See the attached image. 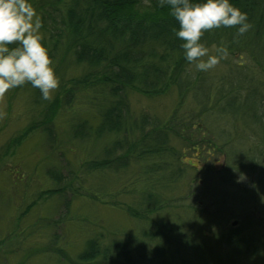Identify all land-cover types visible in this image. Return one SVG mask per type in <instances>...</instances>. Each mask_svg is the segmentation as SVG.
Instances as JSON below:
<instances>
[{
    "label": "rangeland",
    "instance_id": "1",
    "mask_svg": "<svg viewBox=\"0 0 264 264\" xmlns=\"http://www.w3.org/2000/svg\"><path fill=\"white\" fill-rule=\"evenodd\" d=\"M48 3H33L39 17L40 8ZM41 34L43 37L46 33ZM66 37L49 54L59 79L50 100L41 99L39 90L28 84L0 96V264H120L111 256L106 261H80L78 256L91 239L105 246L117 241L129 249L142 243L150 260V254L160 243H154L156 239L151 243L148 238L140 239L142 230L146 228L159 235L173 221L180 224L179 235L185 234L193 243L200 240L199 225L206 226L203 231L213 237L211 245L220 247L219 252L224 255L228 248L218 242L221 236L234 229L246 232L244 228L252 221L264 222V71L254 56L247 51L229 54L207 72L196 71L187 63L184 78L193 81L191 77L200 75L211 85L213 101L229 102L234 91L238 102L244 104L243 110L239 115L220 117L211 113L208 119L203 117L211 131L204 128L198 139H212L213 143H209L211 147L207 146L201 158L195 157L200 151L173 136L170 143L181 158L175 157L177 162L172 169L156 176L145 175L131 193V183L141 171L135 165L91 174L95 172L91 161L107 159L114 161L112 165L118 164L123 153L117 151L121 145L115 143L123 134L106 132L94 137L90 131L80 129L82 135L78 132L84 122L88 128L101 122V114L109 105V89L99 84L101 71L97 76L90 72L89 65L76 62ZM209 50L214 53L213 47ZM178 99V86L170 83L155 93L144 89L127 91L130 117L135 120L142 113L168 119ZM194 104L187 95L182 108L186 110ZM252 109L263 118L252 117ZM127 162L131 163V159ZM180 165L185 166L182 174L178 172ZM50 172L59 173L63 181L52 178ZM176 176L177 183L166 191L170 209L152 213L146 206L139 207L138 219L118 206L69 190L75 191L76 186L84 191L105 188L117 192L121 188L125 193L118 201L131 205L141 201L140 190L150 178L163 185ZM241 176L243 180L239 179ZM184 196L196 199L203 211L189 207L192 202L182 200ZM159 239L165 242L164 238ZM178 240L175 244L179 246ZM173 242L171 238L170 244Z\"/></svg>",
    "mask_w": 264,
    "mask_h": 264
},
{
    "label": "trees",
    "instance_id": "2",
    "mask_svg": "<svg viewBox=\"0 0 264 264\" xmlns=\"http://www.w3.org/2000/svg\"><path fill=\"white\" fill-rule=\"evenodd\" d=\"M43 1L49 2L40 8L41 31L46 33L42 38L49 54L55 52L64 41L63 36H67L76 62L89 65L92 69L90 72H95L97 76L99 75L97 72L101 71L99 84L103 89L106 87L109 89V105L101 114V122L95 127L90 125L89 128L84 122L78 128V132L80 129L83 132L90 131L94 137L106 132L123 134L115 143L121 145L116 149L123 153L122 157L119 156L118 164L112 165L114 161L110 163L107 159L101 162L91 161L90 165H95L93 169L95 172L91 174L113 172L115 169H124L123 166L135 165L141 171L131 183L130 190L133 193L136 191L133 186L142 178L144 180L145 175L156 176L160 172L172 169L177 162L176 158H181V154L178 157L176 148L170 143L173 136L182 139L187 147L200 151L202 157L207 146L211 147L209 143H213L212 139H198V136L202 135L200 132L208 128L204 120L210 117L209 114H219L222 117L239 115L238 112L243 110L244 104L238 102L239 98L234 91L229 102L225 99L213 101L211 85L207 84L205 79L201 80L200 75L191 77L193 81L183 77L187 63L180 47L181 41L174 33L178 24L170 16L167 6H158V0ZM35 2L36 0H31L32 5ZM231 2L247 14L251 28L242 36L236 34L235 28L212 29L204 33L201 42L209 49L214 45L225 46L228 53L233 56L247 51L254 56L257 65L264 71V0ZM89 23H95L97 26L90 27ZM92 28L98 30L94 31ZM47 35L49 38L45 37ZM169 83L178 86L179 92V99L171 117L161 120L146 113H142L136 120L130 117L128 90L144 89L146 92L155 93L167 87ZM187 95L192 97L195 104L185 110L182 107ZM252 110V117L256 116L258 120L263 118V115ZM135 138L138 140L136 143ZM209 155L213 156V153ZM123 159L126 162H122ZM127 159H131V163L127 162ZM180 166L182 167H179L178 172L182 174L183 165ZM50 174L52 178L59 179L58 182L64 179L59 173ZM177 176L171 178L172 182L163 185H160L157 179L150 178L146 187L144 185L140 190L143 196L141 201L131 205H121L123 203L118 201V197L125 193V189L121 188L117 192L105 188L95 189L94 192L92 187V190L84 188V191L81 187L77 189L76 186L75 191L70 188L69 190L72 194L79 192L100 203L118 206L138 219L139 214L136 212L139 211V207L146 206L152 213L170 209L171 203L166 191L167 188L170 191L173 189V183H177L174 178ZM162 177L163 174L159 179ZM182 200L191 201L189 207L203 211V207H199L196 199L184 196ZM250 223L251 225L244 228H247L246 232L234 229L220 237L218 242L221 245L228 249L231 247V251L227 253L226 249L224 255L220 254V247L211 245L213 237L203 231V227L206 226L199 225L200 240L193 243L185 234L179 235L180 224L173 221L169 229L159 235L146 228L142 230L140 239L148 238L150 243L156 239L154 243H160L156 244V250L150 254V260L142 243L138 248L129 249L117 241L110 246L101 245L96 239L87 241V246L78 258L83 262H92L101 258H105L106 261L111 256V259L115 258L120 264H264V231L252 230L264 229L262 224L264 222ZM159 237L164 238L165 242ZM171 238L174 240L172 244ZM176 240L179 246L175 244ZM258 243L263 244L260 247Z\"/></svg>",
    "mask_w": 264,
    "mask_h": 264
},
{
    "label": "clouds",
    "instance_id": "3",
    "mask_svg": "<svg viewBox=\"0 0 264 264\" xmlns=\"http://www.w3.org/2000/svg\"><path fill=\"white\" fill-rule=\"evenodd\" d=\"M158 6L168 7L178 24L174 33L181 41L184 60L200 72L215 68L229 55L222 45H214V53H210L201 42L205 32L235 28L242 36L251 28L247 14L231 0H158ZM41 27L31 0H0V96L28 84L47 101L58 88L59 79L43 43Z\"/></svg>",
    "mask_w": 264,
    "mask_h": 264
},
{
    "label": "bare ground",
    "instance_id": "4",
    "mask_svg": "<svg viewBox=\"0 0 264 264\" xmlns=\"http://www.w3.org/2000/svg\"><path fill=\"white\" fill-rule=\"evenodd\" d=\"M137 116H138V118H139V115H137ZM135 118L138 119L136 116H135ZM184 167H185V166L183 165V168H184ZM69 174H70V173H69Z\"/></svg>",
    "mask_w": 264,
    "mask_h": 264
},
{
    "label": "water",
    "instance_id": "5",
    "mask_svg": "<svg viewBox=\"0 0 264 264\" xmlns=\"http://www.w3.org/2000/svg\"><path fill=\"white\" fill-rule=\"evenodd\" d=\"M234 224H236V222H234Z\"/></svg>",
    "mask_w": 264,
    "mask_h": 264
}]
</instances>
